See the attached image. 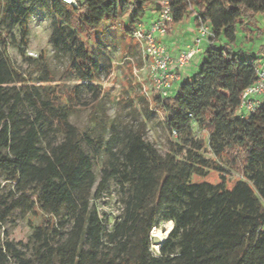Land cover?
<instances>
[{
  "label": "trees",
  "instance_id": "16d2710c",
  "mask_svg": "<svg viewBox=\"0 0 264 264\" xmlns=\"http://www.w3.org/2000/svg\"><path fill=\"white\" fill-rule=\"evenodd\" d=\"M162 1L0 0V17L19 29L18 41L0 31V178L13 185L0 187V264H264V100L246 119L237 114L242 92L257 81L264 45L250 55L236 43L239 32L253 40L264 0H169L172 27L205 17L212 38L192 78L166 98L152 94L149 116L160 114L182 139L165 156L145 141L144 123L119 129L94 116L102 106L103 70L87 40L98 46L94 31L120 16L129 17L123 35L132 38L145 7L155 5V13ZM34 10L51 18L48 44L92 96L83 134L68 120L75 90L47 89L44 55L25 58L24 72L8 54L9 47L20 54L27 48ZM195 125L207 145L193 139ZM206 148L213 158L204 156ZM101 155L106 166L97 181L93 167ZM232 172L240 178L230 181ZM111 183L121 212L109 230L94 202ZM31 214L40 220L27 256L6 227ZM163 223L171 228L154 250L150 234Z\"/></svg>",
  "mask_w": 264,
  "mask_h": 264
},
{
  "label": "rangeland",
  "instance_id": "374dc122",
  "mask_svg": "<svg viewBox=\"0 0 264 264\" xmlns=\"http://www.w3.org/2000/svg\"><path fill=\"white\" fill-rule=\"evenodd\" d=\"M154 6L150 5L145 7L144 16L138 20L144 28L152 24L156 19L155 13L151 12ZM193 21L194 17H189L181 24L174 26L173 32L169 36L161 39V43L166 49L178 46L179 44L181 45V41L185 36L187 40L189 39L190 35L186 33L183 36L179 31L180 29H184L182 34H185V30L187 27H191ZM51 22V18L45 12L34 10L29 24L27 48L23 49V53L20 54L17 49L9 47L8 54L13 64L24 72L30 71L24 62L25 58L36 59L41 53L44 55L52 79L47 89L48 91H56L59 94H69L75 90V103L77 107L74 108L75 113L70 114L68 120L70 124L77 128L80 134H83L86 129H90L89 117L92 116L90 107L92 96L85 89L84 84H80L77 77L67 70L66 58L59 54L56 55L54 49L48 44L51 33ZM128 26L129 17L120 16L116 21H105L93 34L94 38H98V43L100 44L97 46L94 40H87L88 47L93 49L103 70L99 78V85H101L103 92L101 99L102 106L94 116L103 119L105 117L107 122L115 124L119 129L136 127L139 123H144L145 141L150 143L160 156H165L169 152L171 144H181L182 139H179L178 136H173L167 130L160 114L156 113L149 116L147 109L152 98L153 90L139 46L131 37L123 35L125 27ZM135 26L133 25V28ZM255 29H260L261 32L259 33ZM255 29L252 35V41L245 42L240 32L236 40L238 48L250 55H259V48L264 45V20L262 18H258V24ZM0 31L5 36L12 35L17 41L19 40V29L17 27L9 29L7 22L1 17ZM193 36L189 42H192ZM29 53H32L35 57H30L28 55ZM260 56L263 57V55ZM195 57L197 60H201L200 63L204 59L203 53ZM198 68L199 66L191 72L190 78L197 73ZM184 79L185 77L183 75L181 81L173 85L170 94H174L178 90L179 85ZM76 86L78 87L76 88ZM192 137L194 140H203L206 145L208 144L206 133L197 125L192 128ZM56 139L59 140V137ZM82 146L89 153V150L83 143ZM205 151L204 156L206 158H213L208 148ZM105 166L106 157L101 155L97 158V163L93 167V173L97 181L99 180L100 170ZM227 177L230 181L240 178L239 175L233 172ZM211 180H216V177L212 176ZM0 187H4L5 191H8L13 188V185L7 184L0 178ZM118 197V188L114 183H111L108 191L103 193L94 202L97 213L100 216L106 215L109 230L118 220L121 212ZM39 220L38 214L27 215L24 218L18 216L14 218L13 227H10V225L6 227L9 241H12L14 244H21L19 248L27 256L32 251V244L30 242L32 227L37 226ZM170 228L171 225L163 223L156 231H152L150 237L153 240V237L157 236L161 244L168 235ZM1 239H4L3 236H1ZM24 245H26V248L22 247ZM152 248L155 250L158 248V245L154 244Z\"/></svg>",
  "mask_w": 264,
  "mask_h": 264
},
{
  "label": "built area",
  "instance_id": "2783aa9c",
  "mask_svg": "<svg viewBox=\"0 0 264 264\" xmlns=\"http://www.w3.org/2000/svg\"><path fill=\"white\" fill-rule=\"evenodd\" d=\"M65 6H75L79 0H57ZM156 19L146 28L138 23L133 30L132 39L140 48L142 59L147 68V75L152 90L160 98H166L181 72L186 69L196 55L202 53L203 43L212 38L211 28L205 17L197 16L192 42L175 57L171 56L161 39L173 32L170 1L163 0L155 12ZM30 57H35L32 53ZM257 81L244 90L240 96L237 114L246 119L261 104L264 97V65L257 70ZM176 134L173 132V136Z\"/></svg>",
  "mask_w": 264,
  "mask_h": 264
},
{
  "label": "crops",
  "instance_id": "0c3cea01",
  "mask_svg": "<svg viewBox=\"0 0 264 264\" xmlns=\"http://www.w3.org/2000/svg\"><path fill=\"white\" fill-rule=\"evenodd\" d=\"M194 27H195V22L193 21V24L191 25V27L190 28L187 27V29L185 30V34H182L184 32L183 31L184 29L183 30L180 29L179 33H181V35H183V36L186 35V33H187L188 35H190V37H189L190 40L189 39L187 40V37L185 36L183 38V40L181 41L182 42L181 45L179 44L178 46L171 47V48L167 49L168 52H169V54L171 56H174L175 57L180 51H182L187 45H189L191 43L189 41H191V38L194 35ZM206 45H207V43L204 42L203 45H202L203 46L202 51L204 50V48L206 47ZM200 61H201L200 59L197 60L196 57H195L192 60V62L190 63V65L181 72V74H180V80L177 81L176 83H174V85L177 84V83H179L181 81L183 75L185 77L184 80L190 79L191 72L194 71L195 69H197V67L200 64ZM262 65H264V60L262 61ZM262 99L264 100V97Z\"/></svg>",
  "mask_w": 264,
  "mask_h": 264
},
{
  "label": "water",
  "instance_id": "95a60500",
  "mask_svg": "<svg viewBox=\"0 0 264 264\" xmlns=\"http://www.w3.org/2000/svg\"><path fill=\"white\" fill-rule=\"evenodd\" d=\"M153 242H154L155 245H158V246L160 245V239L157 236L153 237Z\"/></svg>",
  "mask_w": 264,
  "mask_h": 264
}]
</instances>
